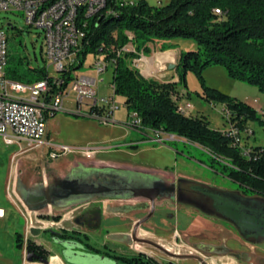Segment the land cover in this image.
Returning <instances> with one entry per match:
<instances>
[{"label": "rangeland", "instance_id": "obj_1", "mask_svg": "<svg viewBox=\"0 0 264 264\" xmlns=\"http://www.w3.org/2000/svg\"><path fill=\"white\" fill-rule=\"evenodd\" d=\"M125 1L131 2L132 0ZM147 1L152 5H159L166 4L170 0ZM9 23H12L14 28L9 27ZM0 27L6 31L8 36V59L12 57L15 61H20L22 69L47 66L52 76L59 74L52 66H49L42 30L29 26L23 11H0ZM130 34L133 37V34ZM177 39L187 42L185 43L186 50L197 49V43L194 40ZM129 44L127 46L131 48ZM95 60V55L90 54L85 64L78 68L76 73L94 74L92 64ZM101 77L103 81H100L97 86L98 97L114 95L116 103L119 104L112 122L101 123L97 119L78 113L77 94L71 91L73 81L65 92L67 95L68 91H71L65 96L62 110L49 118L48 141L70 146L73 148L71 152L52 158L47 154V150L49 151L47 146L36 152L28 150L26 146L21 148L17 144L8 145L0 138V207L8 210L7 218L0 220V264H27L29 262L23 256V250L19 251L15 245L16 233H22L25 241L35 239L31 231L29 232L26 228V219L31 222V212L16 188L12 187L13 180L19 178L20 193L26 188L36 190L44 184V179L47 185L51 183L52 177L49 175L47 163L55 161L58 165L55 169L61 176H64L77 160L88 165L97 164L129 169L137 173V177L145 176L160 184L168 181L178 186L184 178L186 181L181 185L185 199L181 198L175 190L171 192L167 204L156 205L150 215H147L144 231L150 234L144 235L142 232L139 238L147 237L155 245L134 243L128 248L121 243L106 239L107 230L104 229L96 233L87 230L88 236L84 235V232L78 234L83 249L81 245L73 242L57 240L52 234L58 230L57 228L44 231L42 240L48 242L47 244L53 248V251L62 254L65 252L63 248H66L69 254L73 251L79 254L86 253L85 259H69L68 264H115L113 259L104 256L103 252L106 251L118 254L144 251L161 264L170 262L173 264H264V227L253 219L248 223L239 219L238 211L236 213L238 205L234 199L237 184L222 174L223 164L218 161L213 162V156L207 148L182 137L133 129L131 122L133 117L128 113L124 97L115 95L110 86L112 71L104 72ZM203 77L207 86L244 103L250 99L257 101L263 110H255L257 119H250L246 130L240 132L233 118L229 120L224 117V112L226 116H231L228 110L225 111V103L214 102L204 96L202 84L194 72L186 74L191 96L185 95V88L179 84L177 92L172 95L173 100L181 109L186 110L188 116L204 118L210 129L225 135L233 132L235 140L233 145L240 147L242 155L249 157L256 148L264 146V91L251 83L230 77L225 67L219 64L206 67ZM258 144L263 145L258 146ZM85 149L93 151L94 157L91 158L84 154ZM66 160L68 164L65 163ZM196 185L203 187L206 192H197L193 188ZM206 189L209 191L217 189L226 194L208 195L209 191ZM9 193L15 199L16 207L25 216L9 204ZM102 198L101 196L95 197V199ZM249 198L248 196L247 199L245 197L243 199L250 201ZM254 198L260 202L259 209H261L264 206V198ZM137 200L144 201L145 199L140 197ZM78 203L55 208L61 213L69 211ZM224 210H228L227 213H230L229 217L233 221L225 220L223 213L226 211L223 212ZM143 214L146 212H142L140 216ZM252 223L259 233L249 234L248 239L242 238L238 231L249 225L252 226ZM177 231L180 234L176 236L174 232ZM87 246L99 248L102 250V255L87 253ZM50 257L49 255L48 260ZM67 257L71 258V255ZM31 264L44 263L37 261ZM117 264L122 263L118 261Z\"/></svg>", "mask_w": 264, "mask_h": 264}, {"label": "trees", "instance_id": "obj_2", "mask_svg": "<svg viewBox=\"0 0 264 264\" xmlns=\"http://www.w3.org/2000/svg\"><path fill=\"white\" fill-rule=\"evenodd\" d=\"M215 9H220L221 13H216ZM129 32L133 34L132 38ZM177 38L192 39L197 43V49L181 52L177 65L178 82L162 83L145 78L133 67L137 52L140 49L149 51L148 43L158 42L159 49L165 51L173 48L166 42ZM129 43L134 44L135 51H122L118 55V51ZM90 54L101 55L106 61L114 60L111 83L115 95L124 97L128 113L136 114L140 120L139 125H132L133 129L176 135L207 148L213 162L223 164L222 174L237 184L234 199L239 219L247 223L253 219L264 227V206L259 209L260 202L254 198H264V146L256 148L249 157L242 155L240 147L233 145L232 134L210 129L202 117L180 113L172 98L179 84L185 88L184 94L191 96L186 74L194 72L202 84L204 96L225 103L240 132L246 130L250 119H257L255 109L249 104L207 86L203 71L209 65L219 64L230 77L264 91V0H170L159 5H151L147 0H106L101 11L89 17L77 62L63 75V82L54 83L47 66L22 69L21 62L12 57L7 61L6 75L25 83L48 79L51 91L60 93L75 79L76 70L85 64ZM56 114L54 112L50 117ZM212 191L226 194L217 189ZM243 196L246 199L249 196L250 201H245ZM227 211H223L225 220L233 221ZM55 218L59 219V216ZM252 224L237 230L242 238L248 239L249 234L259 233ZM15 245L19 251L26 248L49 258L50 253L42 244L32 239L25 241L22 233H16ZM91 248L100 252L99 248ZM104 254L115 264L118 261L122 264H161L143 252Z\"/></svg>", "mask_w": 264, "mask_h": 264}, {"label": "built area", "instance_id": "obj_3", "mask_svg": "<svg viewBox=\"0 0 264 264\" xmlns=\"http://www.w3.org/2000/svg\"><path fill=\"white\" fill-rule=\"evenodd\" d=\"M106 0H0V11L20 10L25 14L29 26L40 28L44 35L45 54L49 66L59 72L49 76L54 83L63 82V75L70 71L77 62L78 53L86 37L89 17L95 16L105 6ZM221 13L220 9H215ZM14 28L12 23H9ZM10 27V26H9ZM130 38H132L130 36ZM122 51H134L125 46ZM94 74H79L75 76L71 91L76 92L78 113L85 117L94 118L101 123H110L114 120V113L119 108L114 95L98 97V83L103 81L101 75L112 69L114 60L106 61L103 56H95ZM8 61V36L0 27V138L8 144L26 146L29 150L47 146L51 149L50 156L65 155L73 150L66 145L54 144L48 141V118L61 111L64 106L63 92L51 91L48 79L32 83L13 80L6 75ZM141 59H133L134 68H140ZM114 94V85L110 83ZM190 106V104H188ZM180 113L187 115L185 109L178 105ZM188 116V115H187ZM132 125H139L136 114L132 115ZM231 119L233 116H226ZM233 135V132H231ZM159 135V134H158ZM88 157L94 152L85 149ZM15 157V156H14ZM24 215V213L22 212ZM5 216V209L0 207V218ZM25 216V215H24ZM27 228L30 232L32 223L27 219ZM27 249H23V256L27 258Z\"/></svg>", "mask_w": 264, "mask_h": 264}, {"label": "flooded vegetation", "instance_id": "obj_4", "mask_svg": "<svg viewBox=\"0 0 264 264\" xmlns=\"http://www.w3.org/2000/svg\"><path fill=\"white\" fill-rule=\"evenodd\" d=\"M96 165H88L83 161L77 160L73 163L69 172H67V174H65L64 176H61L57 169L49 167L48 165L47 167L49 169V175H51L52 177L51 183L47 186H45V184H41L36 190L27 189V188L24 189V191H22L21 193L24 204L27 206L26 203H31V204L39 203L40 201L44 200L46 192L49 193L51 200H53L52 206L54 207L69 206L72 203L79 202L72 208L71 221H65L63 223L65 227L64 226L57 227L58 230L52 232V234L59 241H70L82 246L83 244L82 241L79 240L80 237H78L79 236L78 234L84 232V235L88 236L89 232L87 230H90L91 232H95V233L100 230L98 229V227L100 222V212L102 206L99 204V200L101 199H95L96 196L79 199L78 196L74 195L73 193L76 191V184H77L76 180H79V182L82 183L97 182L99 184L108 186L111 191L110 193L122 195L123 197H121V199L135 201L130 205L128 204L124 205L125 209H132L135 212H139V215L142 212H146V214L139 216V218H137V220L133 223L130 235L126 237H121L118 243L128 246V248L130 247V245L134 243L155 245L153 241H151L147 237H144L142 239L139 238V235L142 234V232L144 235L150 234L149 232L144 231L145 229L144 225L146 219L150 215V212L155 209L156 205L167 204L168 198H170L171 196V192H174L176 190L178 195L181 196V198L185 199V195L183 194L184 193L183 187L181 184L184 183L186 179L183 178L182 181L180 180L181 182L180 185L178 186H175V184L169 183L168 181H165L164 184H160L151 179H147V177L145 176L137 177V173L132 172L129 169H124L115 166H100V165L96 166ZM176 182L178 183L179 180H177ZM193 188L197 190V192L200 191H203L204 193L206 192L204 188L199 185L193 186ZM133 189H145L147 190V192H154V190L157 189L159 190V193L152 200L150 198V193H147L148 195L134 196ZM207 193L208 195L214 194L212 190H210ZM140 197L144 198L145 200L138 201L137 198ZM42 209L44 208H41L40 210ZM40 216L42 215L37 214V217ZM57 216H59V219L61 218L60 214ZM50 230H55V228L46 231H50ZM113 240H117V239L113 238ZM86 250L88 251L86 252L90 254L102 255L101 252L102 250H100V252H97L93 248H91V246H87ZM28 252H32L34 254H37L38 256L43 257L37 252L34 251H28ZM143 253L145 252L143 251ZM119 254H132V253H119ZM145 254L153 257L148 253ZM72 256L76 259H82V258L85 259L87 257L86 253L79 254L76 251L72 252ZM104 256L110 258L107 254H104Z\"/></svg>", "mask_w": 264, "mask_h": 264}, {"label": "crops", "instance_id": "obj_5", "mask_svg": "<svg viewBox=\"0 0 264 264\" xmlns=\"http://www.w3.org/2000/svg\"><path fill=\"white\" fill-rule=\"evenodd\" d=\"M135 1L136 0H132L131 2H135ZM157 2H160V0H157ZM161 4H163V3H161ZM130 36H131V34H130ZM185 43H187V42L184 40H180V39L168 40L166 42V44H171L175 47L168 49V50H165V51H161L159 49L160 43H158V42L148 43L147 47H148L149 51H145L144 49H140L137 52V54H138L137 57L134 58V59H141L140 68H139L140 73L145 78H152V79L158 80L162 83L178 82L179 81V74H178V70H177L178 59L181 55V52L183 50H186V48H187ZM129 45L131 47L130 49H134V51H135L134 44L130 43ZM246 103L249 104L255 110H258V111L263 110L262 106L259 105L257 101L254 102V101H252V99H250L249 101H246ZM225 111H227V109ZM48 122H49V120H48ZM47 126H48V124H47ZM172 136H175V135H172ZM259 145H263V144H258V146ZM21 148H23V147H21ZM42 148H44V147L30 149V150L37 152V151H40V149H42ZM48 149L50 151V148H48ZM49 151L47 150V154L50 156ZM36 152H33V153L37 154ZM94 155L95 154H93L89 157L93 158ZM61 156H64V155H61ZM66 161L67 162H65V163L68 164V160H66ZM48 165H49V167H52V168L58 167V165H56L55 161L47 163L46 166H48ZM44 184H45V186H47L46 179H44ZM12 187H15L17 192L19 191V178L18 177L13 180V186ZM8 202L10 205H12L17 210L20 211V209L18 207H16L17 203H16V201L13 198L11 193H9ZM134 202H135L134 200H125V199H121L118 197H105V198H102L101 200H99V204L102 206V209L100 212V222H99L98 229H100L102 231L104 229L107 230V236L105 237L106 239L118 242L121 237H126V236L130 235L132 225L137 220V218H139L140 215H139V212H135L132 209H125L124 205H126V204L130 205ZM71 213H72V209H70L69 211L61 212V213L57 212L56 208L52 205L45 207L43 210H37L36 211V214H41L42 216L48 215L47 218H42V216L38 217L39 220L41 222H43L44 227H43L41 233H39L38 235H33V237L35 238L34 240L37 241L38 243L42 244L50 252L51 257L49 259V263H44V264H68L69 259L70 260L74 259L72 254H69L70 252L68 250H66V248H63V250L65 252L60 254L59 252L53 251V248L50 247L49 244H47L48 242L46 243L42 240V234L44 231L49 230V229H54L57 227H63L64 226L63 223L65 221H71V219H72ZM59 214H60L61 218L56 219L55 216H57ZM7 215H8V210L5 209V216L3 218H0V220L6 219ZM30 218H31V216H30ZM31 223H32V221H31ZM26 228H27V224H26ZM185 231H187V229ZM178 232L179 231L174 232V234L177 236L180 234ZM113 238H115L117 240H113ZM67 255H71L72 258H69L70 256L67 257ZM33 262H37V260L33 261ZM31 263L32 262H27V264H31ZM24 264H26V263H24Z\"/></svg>", "mask_w": 264, "mask_h": 264}, {"label": "water", "instance_id": "obj_6", "mask_svg": "<svg viewBox=\"0 0 264 264\" xmlns=\"http://www.w3.org/2000/svg\"><path fill=\"white\" fill-rule=\"evenodd\" d=\"M11 27V25H9ZM68 181V180H67ZM66 181V182H67ZM76 191L73 193L74 195L78 196L79 199L83 198H90L94 196H101V197H123L120 194L110 193V188L106 185L99 184L97 182H90V183H82L79 182V180H76ZM19 195L21 196L22 200V194L20 193V190L18 191ZM147 193H150V198L153 200L155 196L158 195L159 190L155 189L154 192H147L145 189H133V195L134 196H140V195H148ZM53 200H51L49 193H45L44 200L40 201L37 204H31L26 203L27 207L31 211V221H32V227L30 229L31 233L33 235H38L42 232V229L44 227L43 222L38 220L36 211L40 210L41 208H45L49 205H52ZM27 260L29 262H33L35 260H38L43 263H49V260L46 258H43L41 256H38L37 254H34L32 252H27Z\"/></svg>", "mask_w": 264, "mask_h": 264}, {"label": "bare ground", "instance_id": "obj_7", "mask_svg": "<svg viewBox=\"0 0 264 264\" xmlns=\"http://www.w3.org/2000/svg\"><path fill=\"white\" fill-rule=\"evenodd\" d=\"M104 6H102V8H103ZM175 61V60H174Z\"/></svg>", "mask_w": 264, "mask_h": 264}]
</instances>
